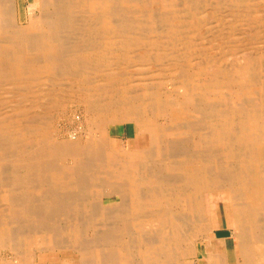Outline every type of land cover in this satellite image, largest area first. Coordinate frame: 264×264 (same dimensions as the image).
Returning <instances> with one entry per match:
<instances>
[{"label":"bare ground","instance_id":"obj_1","mask_svg":"<svg viewBox=\"0 0 264 264\" xmlns=\"http://www.w3.org/2000/svg\"><path fill=\"white\" fill-rule=\"evenodd\" d=\"M259 1L32 0L22 23L18 0H0V247L17 264H29L24 252L35 244L83 264H264V51L226 65L190 39L214 20L209 43L243 51L238 40L264 35ZM143 68L155 78L136 88L130 71ZM39 83L57 87V108L77 84L97 130L131 125L146 161L117 148L109 131L88 148L51 143L56 109L40 103L49 95ZM6 98L17 101L9 117ZM103 181L112 187L104 195ZM216 203L229 206L231 252L225 240L223 254L211 247L197 262Z\"/></svg>","mask_w":264,"mask_h":264},{"label":"rangeland","instance_id":"obj_2","mask_svg":"<svg viewBox=\"0 0 264 264\" xmlns=\"http://www.w3.org/2000/svg\"><path fill=\"white\" fill-rule=\"evenodd\" d=\"M259 2H260L259 3L260 6L264 5L263 0L259 1ZM31 3H32V0H18V6L21 9V14L23 17L22 23H25V21H26V18H27L26 15H27V10H28L27 8L31 5ZM33 12H35V10H33L32 13ZM199 27H198L199 29L197 28L198 30L190 36L192 43L196 44L197 47L202 48L203 51L205 52L204 55L206 57L209 56L210 58H215V57H218L219 59L222 58L221 62L225 63L226 65L238 63V62H240L239 64L242 65L246 62L247 59H249L251 56L255 55L257 52H263L264 51V35H262V37L256 43H251L249 41H245L241 44L239 42L241 39L238 40V42L236 44H238L240 46H244V48H243L244 50L239 52V53H233L231 50H227L226 47L218 48L217 43H213V42L209 43V39H210L209 36L211 35L212 32H215V30H217L219 28V24L217 22H215L214 20L207 19L206 21H204V23L202 22L201 26H199ZM225 32L226 31H223V33H225ZM207 34H209V35H207ZM219 42L220 41H218V43ZM220 44H221V42H220ZM206 45H208V46H206ZM245 46H247V48H245ZM245 49H246V51H245ZM211 51H214V52L211 53ZM179 52H181V51H179ZM196 52H199V51L196 50ZM241 58H243V59H241ZM192 62L189 63L188 65L194 71V73H195L194 76L196 77L195 79H198L200 81V76H199L200 74L198 73L200 68L197 67L199 60H195L193 62V64H192ZM205 71L209 75L210 72L212 71V69L210 68V66H207V70H205ZM150 72L151 71L149 68H145V69L143 68L140 70L132 69L130 71V73L132 74V76L135 75V76H133L134 84H135L134 87L141 88V87H146V86L152 84V82L155 78V75L150 74ZM143 73H146V74H143ZM168 73H166V72L163 73L159 77V79H161V77L165 78V79L169 78L172 73L171 74L169 73V75H168ZM138 78H140V79H138ZM44 85L45 84H43V83H39V88L45 89V90H42L41 93H44V95L47 94V95H49V97L47 99L41 100L40 103L41 104H51L52 106L55 105L52 108V111L56 109L55 110L56 112L53 111L51 113L49 112V114H48V118L52 120V122H50L51 128H50V132H49V135L51 138V143L53 142L55 144H61V145H64V147H68V148L70 146H74V147H78V148H88V146L91 147L92 145H94L96 143V140L101 136V134L103 136H105V135H107V132L109 131L108 132L109 133L108 134L109 135L108 136L109 141L113 142L117 148L122 147L123 152H125V153L136 152L137 155L142 156V157H139V159H141L142 161H146V159H144L143 157H146V151L147 150L140 151L141 143H140V140L137 139V138H139V136L141 134L137 133L136 135L131 136V138L128 137L127 127H130L132 129L131 125L126 126V124H124V123L123 124L116 123V124H111L109 127H107L106 132H104L103 129H102L103 131L97 130V128L99 126H101V128H102V124L97 123L98 121L91 118V115L87 112V108H86L85 104H83L84 102H82V99H78V96L75 93V90L78 89V87H79L77 84L74 85L75 87L72 85V89L74 91L71 94L75 98H69L68 95H71L70 91L65 93L68 96V99L61 101V103L62 102L64 103L63 108H57V105L59 102L57 103L55 101V99L51 100L55 97V95L57 93H59V92H57L58 91L57 87H55L53 90V88L50 85L47 86V83L45 86ZM137 86H139V87H137ZM165 89L166 90H172L171 86H169L167 84L163 85L162 91L165 92L166 91ZM10 90H13V88H10ZM6 93L7 92H5L3 90V94L2 93L0 94L1 95L0 98L6 97V95H5ZM3 102L8 103V104H6V105H8V107L6 109H4V112H3L5 114L8 111L7 115L10 114L11 107H14L13 105H15L17 103L16 100L15 101H14V99L8 100L7 98ZM31 102H36V101L32 100ZM8 108H9V110H7ZM37 110L38 109H35L34 112H36ZM7 115L5 114V116H7ZM51 116H53V118ZM7 117H9V116H7ZM24 119H28V117L27 118L24 117ZM167 119H171V118L170 117H158L157 122L161 125H166ZM168 139L172 140V137L169 136ZM181 139H183V138H181ZM173 141L176 142L177 144L180 143V139H177V138H176V141H175V139ZM124 145H126V146H124ZM147 148H149V145H147ZM72 164H73V161L70 160L67 162L66 166H71ZM102 185H103V187H102L101 191L103 192V195L105 194V192L109 191L110 188H112V187L109 188L108 184H106L105 181L102 182ZM72 192H74V191H72ZM205 197H206L205 198L206 199V206H207V209L209 210V206H210L209 205V199H208L207 195ZM33 198L36 199L37 197L33 196ZM90 200H94V198H91ZM118 200L119 199L117 197L106 198L105 204L110 205V204L116 203ZM89 203L91 204V202H89ZM226 205L227 204H224V203H216V204L212 205L211 209H212V213H213L212 215H213V218L215 221L214 223L216 224V226L220 225L221 228H224L226 225H229L228 227L232 228L231 226H233V221L229 215V206L228 205L226 206ZM262 213L263 214H261V218L264 216V210ZM216 229H218V228L216 227ZM136 231L137 230H131V233L136 232ZM143 232H145V234L147 233L149 235V233L151 232V228L146 227L143 230ZM228 233L227 232H221V233H218L217 236H226V235L229 236L230 235V237L228 239H226L227 247H228V250L230 251L232 248V240H231L232 230H229ZM214 234H215V232L210 233V237L211 236L212 237L210 238V240L206 241L207 243L202 248H200L202 250V252L201 251L198 252V254H197L198 260L195 259V260H197V262L203 260L202 259L203 255L205 256V252L208 248L210 250L211 247L214 248L216 246V249H218L219 251H221V249L223 250L225 240L216 241L214 238ZM89 237H90V235H87V238H89ZM121 238L127 239L129 237L127 235H121ZM36 241H35V243H36ZM35 245L30 246L24 252L25 256H27L31 260V261H29V264H32V263L33 264H40V262H38L40 258L42 260H44L45 264H52V262H55V264H61V261H62V263L64 262V264H68V263L83 264L80 261H78L79 258H78L77 253H75V252H69V251L64 252V250H59V249H52V250L48 249V250H45L43 252H39L38 248L35 247V249H34ZM37 247H38V245H37ZM131 248H132V245H131ZM10 250H11L10 247H0V264H17V263H19L17 258L15 257V253L12 252L13 250L12 251H10ZM237 258H239V257H237ZM239 260H240V263L238 262L237 264H241V259H239ZM103 264H108V263L104 262ZM227 264H230V263L227 262Z\"/></svg>","mask_w":264,"mask_h":264},{"label":"crops","instance_id":"obj_3","mask_svg":"<svg viewBox=\"0 0 264 264\" xmlns=\"http://www.w3.org/2000/svg\"><path fill=\"white\" fill-rule=\"evenodd\" d=\"M215 222V221H214ZM219 226L220 225H218V226H216V224H215V228L217 227L218 229H215V234H214V238H215V240L216 241H223V240H226V239H228L229 237H230V235L228 236V235H226V236H217V234L218 233H221V232H229V229H227V228H219ZM229 234V233H228ZM224 247V246H223ZM212 252H218V253H220V254H223L224 253V248H223V250L221 249V251H219L218 249H216V246L214 247V248H212V250H211ZM223 252V253H222ZM206 253V252H205ZM52 264H55V262H52ZM61 264H64V262L62 263V261H61ZM68 264H72V263H68ZM230 264H232V263H230ZM235 264H237L236 262H235Z\"/></svg>","mask_w":264,"mask_h":264}]
</instances>
